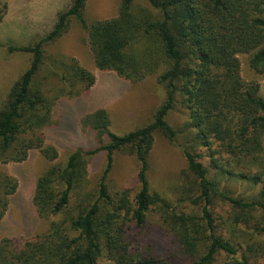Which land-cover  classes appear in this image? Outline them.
Returning a JSON list of instances; mask_svg holds the SVG:
<instances>
[{
    "label": "trees",
    "instance_id": "1",
    "mask_svg": "<svg viewBox=\"0 0 264 264\" xmlns=\"http://www.w3.org/2000/svg\"><path fill=\"white\" fill-rule=\"evenodd\" d=\"M148 2L151 9L120 0L115 16L89 23L84 16L88 0H72L35 45L8 47L10 53H31L32 61L0 105L1 222L19 187L4 166L27 161L33 150L52 164L38 178L32 197L33 217L45 222L46 231L0 239V264H173L132 243L133 229L146 226L150 210L164 201L150 187L149 155L156 132L171 141L178 137L167 121L177 107L187 115L182 151L199 190L191 202L204 204L200 215L166 209L171 212L165 222L188 255L196 257L207 243L195 264H264V97L259 84L243 79L239 57L248 54L250 68L264 74V0ZM8 9L7 3L0 8V23ZM72 17L88 30L99 70L129 83L157 74L166 97L150 123L123 135L111 130L106 109L95 110L81 122L91 129L95 147L78 148L66 163H58L59 151L46 144L44 133L53 122L55 100L87 94L97 79L62 55L49 72L61 83L53 98L38 80L45 46L67 33ZM117 150L139 162L137 192L108 187ZM99 153H105V164L96 188L90 189L88 167ZM217 176L258 186L259 193L252 200L233 198L220 189ZM216 195L239 209L226 224L211 210Z\"/></svg>",
    "mask_w": 264,
    "mask_h": 264
},
{
    "label": "rangeland",
    "instance_id": "2",
    "mask_svg": "<svg viewBox=\"0 0 264 264\" xmlns=\"http://www.w3.org/2000/svg\"><path fill=\"white\" fill-rule=\"evenodd\" d=\"M72 0H0V8L4 3L9 9L0 23V105L7 98L13 83L30 67L32 54L27 52L8 51L10 45L30 47L36 44L38 37L47 34L54 27L59 12L66 10ZM120 0H88L84 16L89 23L107 19L117 14ZM134 5L151 9L148 0H134ZM46 62L42 65L38 80L43 84L44 92L50 97L60 80L49 75L52 62L58 56L66 55L74 58L82 67L96 75V83L86 94L72 99L62 97L55 100L53 122L45 129L46 144L55 146L59 151L58 163H66L70 154L78 148L95 147L94 136L88 126L81 125L82 119L95 110L106 109L111 118V130L116 134H126L141 128L153 120V115L164 102L166 93L158 82L157 74L148 75L139 82H127L109 71L99 70L89 44V32L80 22L72 17L69 30L61 38L45 46ZM241 74L246 82L259 84L260 94L264 97V74L254 72L248 64V54H240ZM48 76V78H46ZM187 120L183 109L172 110L167 121L179 132L171 141L162 132L155 133V142L149 155L150 169L148 179L152 191L163 198L153 207L148 215V223L143 228L133 229L134 247L146 250L149 254L165 257L173 264H195L198 257L206 249V242L201 244L200 253L188 255L178 244L171 227L165 222L168 212L185 211L201 214L203 202L192 204L191 200L198 196L196 179L188 171L187 161L182 151L184 134L181 129ZM106 155L99 153L89 163L90 189H95L103 172ZM204 163L210 167V161L204 157ZM52 163L39 150H33L29 159L20 164L4 166L19 181V187L12 199L8 214L3 219L4 237L21 238L44 233V221L33 217L32 197L36 182ZM140 165L134 155L125 150H117L113 154V169L108 175L110 190L131 188L139 190L137 175ZM213 177V176H211ZM220 189L233 198L252 200L257 197L260 187L217 176ZM169 207V208H168ZM173 208V209H172ZM211 210L218 222L234 218L239 211L233 204L215 196ZM27 213V214H26ZM257 215V213H254ZM31 217H30V216ZM32 217L36 220L33 224ZM1 222V221H0ZM1 222V223H2ZM222 223V222H221ZM33 225V227H32ZM133 228V224L131 225ZM29 228V229H27ZM227 235L226 226L223 227ZM223 256L219 258L221 262ZM101 264H112L102 261Z\"/></svg>",
    "mask_w": 264,
    "mask_h": 264
},
{
    "label": "crops",
    "instance_id": "3",
    "mask_svg": "<svg viewBox=\"0 0 264 264\" xmlns=\"http://www.w3.org/2000/svg\"><path fill=\"white\" fill-rule=\"evenodd\" d=\"M52 29V28H51ZM51 29H49V30H51Z\"/></svg>",
    "mask_w": 264,
    "mask_h": 264
}]
</instances>
